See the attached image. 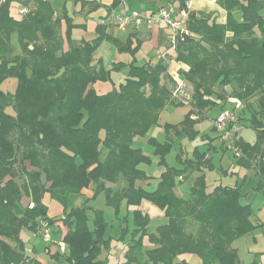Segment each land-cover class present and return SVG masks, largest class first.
I'll list each match as a JSON object with an SVG mask.
<instances>
[{"label":"trees","instance_id":"obj_1","mask_svg":"<svg viewBox=\"0 0 264 264\" xmlns=\"http://www.w3.org/2000/svg\"><path fill=\"white\" fill-rule=\"evenodd\" d=\"M12 1L0 2V81L17 79L14 93L0 91V264H42L25 252L20 230H34L37 218L46 219L53 230L56 219L47 216L44 194L62 200L64 192L89 185L95 194L103 192L116 211L123 200L137 206L143 198L165 210L167 222L150 235L153 246L143 250L148 216L134 208L136 227L125 244L124 260L117 264H187L189 253L201 264H233L237 250L231 243L263 225L251 204L243 201L246 194L238 184L208 188L204 177L211 158L205 151L195 150L192 156L180 151L173 165L164 157L172 135L196 132L194 125L204 109L223 106L231 96L242 101L240 123L249 121L256 131L253 145L235 135L241 152L235 155L237 162L259 155L264 170V0H216L226 12L224 22L211 12L188 9V0H178L179 8H187L185 27L197 38L169 43L175 59L189 67L180 73L192 86L191 108L179 124H165V142L150 139L158 163L165 164L151 189L144 185L152 176L141 168L149 157L132 140L157 125L164 108L182 104L173 96L175 80L165 61L113 62V68L128 65L127 76L119 90L97 92L93 84L110 77V68L98 54L102 40L131 51L137 45L131 48L112 37L108 24L98 23L90 39L71 37V27L84 24L68 14L66 0H59L60 6L57 0H17L28 9L20 19L10 14ZM74 1L85 15L100 5L97 0ZM118 3L113 0L99 18L107 17ZM12 33L17 34L20 54H13ZM9 104L14 114L5 113ZM183 180L191 193L187 199L175 192ZM23 196L30 202L21 207ZM62 220L68 248L64 255L54 253V264H104L97 254L107 242L102 214L90 221L83 208H75Z\"/></svg>","mask_w":264,"mask_h":264},{"label":"rangeland","instance_id":"obj_2","mask_svg":"<svg viewBox=\"0 0 264 264\" xmlns=\"http://www.w3.org/2000/svg\"><path fill=\"white\" fill-rule=\"evenodd\" d=\"M100 5L89 12V15H85L86 10L79 12L81 9L78 1L66 0V10L69 15L74 17V22L77 24L91 23L96 25L100 15L106 13V6L111 4L113 0H97ZM133 9H143L148 14L152 15V19L149 23H142L141 29L144 31L143 43H137L134 41L132 45L137 43V48L134 51L129 49H118L114 42L103 39L100 48L98 50L99 56H101L104 65L110 68V77L106 80L95 82V89L104 93L109 90H119L120 84L124 81L128 74V65H122L113 68V62L123 61L128 62L135 60L136 62L144 59V57H150L153 53V46L157 42L158 24L161 28H166L167 24L164 21H158L156 12L162 5H172L175 8L178 7L177 0H122L121 5L126 2ZM58 6L60 1L57 0ZM33 5V3H32ZM117 5V6H118ZM19 3L17 0H13L10 4V14L15 19H20L21 15L18 12ZM160 23H163L160 25ZM137 25V26H139ZM115 27V25H108ZM149 27V32L145 31ZM139 28V27H138ZM64 31V25H63ZM70 35L73 38H80L82 35L87 36V31L82 25H75L71 27ZM114 36L120 37L123 40L126 36L121 32H118L116 28L111 30ZM11 44L13 48V54H20L21 48L17 39V34H11ZM166 81V80H165ZM173 89V96L176 100L188 101L190 100L192 93V86L188 83L183 94L175 95ZM229 90V86H226ZM17 88V79L12 76H8L0 81V91L5 93H14ZM226 88V90H227ZM225 109L235 110L234 105L225 104ZM229 107V108H227ZM222 106L217 104L207 111V116L195 123L194 129L196 132L188 134L181 132L172 135L170 142L172 143L170 150L165 154V160L169 165H173L176 162V154L180 151L185 156H192L195 150L199 152L205 151L212 157L211 165L205 168V183L209 189L217 184H238L245 197L244 202H251L252 207L260 214L262 212L264 216V170L262 173L257 168H248L242 164H238L236 156L234 155L233 142L230 139L228 132H220L213 127V118L220 113ZM190 106L187 104L170 105L164 108L160 113V120L157 125L152 126L148 132L144 135H137L133 138L132 144L134 147L141 148L142 152L149 157V161L141 164V168L152 177L149 179V184L144 186L151 189L154 188L158 182V177L162 170L165 168V164H159V155L154 152V145L150 141L151 138H155L159 142H165V124L177 125L179 124L188 113ZM5 113L14 114V107L12 105H6L4 108ZM247 125V124H246ZM239 128L236 134L242 133L245 138L253 140L255 131L248 126L238 124ZM30 166L27 163V167ZM31 168V166H30ZM178 193L181 197L187 199L191 196L189 186L186 183L179 182L177 185ZM43 196L42 202L44 206H49V212L47 216L56 221H60L59 227L66 230V225L63 222V216L70 213L75 208H83L90 220H92L98 213H101L105 218L107 225L104 230V237L107 239L106 244H102L98 254V259L104 264H117L124 260V253L126 250V243L130 240L132 232L136 227L134 208L141 210L148 216V222L145 224V232L142 234L141 243L142 249L146 250L153 246L150 239V235L156 232L159 225L167 222L165 216V210L153 200L143 198L139 205L128 206L125 200L121 201L118 211L109 206L106 202V198L103 192L94 193V191L87 187L82 188L79 191L64 192L63 199H57L50 195ZM62 194V193H60ZM24 197V196H23ZM21 198L19 204L21 207L26 206V199ZM29 198V197H28ZM61 208L59 209V204ZM255 212V211H254ZM256 215V212H255ZM263 225H257L253 230L237 237L231 245L237 250V258L233 264H264V218L261 222ZM54 224L52 228L54 229ZM256 224V223H254ZM58 232H52V238H58ZM19 238L22 241L25 251L31 250L32 255L38 254L43 260H50L49 254L45 250L46 243L42 241L40 236L35 235L33 230L28 227H23L19 232ZM33 245L37 251H32ZM49 245V244H47ZM50 247L55 248L54 245ZM56 249V248H55ZM185 258L187 264H201L198 256L194 254H186Z\"/></svg>","mask_w":264,"mask_h":264},{"label":"crops","instance_id":"obj_3","mask_svg":"<svg viewBox=\"0 0 264 264\" xmlns=\"http://www.w3.org/2000/svg\"><path fill=\"white\" fill-rule=\"evenodd\" d=\"M121 1L122 0H119V3L118 4H120ZM126 3H127V1H126ZM186 3H189L188 9H191V10L196 11V12H198V11H203V12H206V13L211 12V13H213L216 16V20L218 22H224L225 21L226 12H225V10L223 8H221L216 3V0H188ZM109 5L110 4L105 5L106 6V12H107V7ZM162 6H164V5H162ZM175 9H176V17L177 18H180L181 17V10H182V8H179V2H178V7H176ZM81 15H83L84 17H86L87 15H89V13L86 14V16L84 15V13L81 14ZM97 24H98V22L96 23V25H94V23L92 25L91 23H87L86 22L84 24L83 28L85 27V29L87 31V36L86 35H82L81 37L86 38V39H90V38L94 37L96 35V33H95V27L97 26ZM161 24H163V23H160V25ZM140 27H141V25H139V26H137V25L136 26H128V27L121 28V27L115 25V27L107 26V31L109 32V34L112 37H115V38L121 40L122 42L127 43L126 44L127 46L130 44L131 45V48H133V47H135L137 45V43H140V42L143 43V40H144L143 36L145 34H143L144 31ZM113 28H116L118 32H121L123 35H125L126 36V39L123 40L120 37L114 36L113 33H111V30H113ZM148 30H150L149 27H147L145 31L149 32ZM170 33H171V30H170V28L168 26L166 28H164V27L161 28V26H159V24H158V29H157L158 39H157V42L155 43V45L153 46V53L151 54V56L150 57H144V59H141L138 62H136V57H135V60H131V61H134L137 64L149 63V64H152L153 65V64L157 63L161 59L164 60L165 63L167 64V71L172 76V78L175 80L176 86H177V81H181L183 83V91H182V93H180V94H183L185 92V89H186V86H187L188 82H186L181 77L180 70L187 71L189 67L184 62L175 59V55H176L175 54V48L172 47V46H170L169 41H168L169 36H170ZM134 41H136L137 43L134 44V45H132V43ZM66 46H67L66 43H64V45H63L64 49H66ZM128 62H130V61H128ZM128 62H126V63H128ZM93 88L95 89V83L93 84ZM226 91L228 93L231 92V87H229V90L227 88ZM183 95H186L185 97L188 98V95L187 94H183ZM230 98H231V96H227L226 102L223 104L221 110L223 108H226V107H224L225 104H231L233 106V102L230 100ZM180 101L182 102V104H187V105L190 106L189 100L188 101H186V100L184 101V99H183V101L182 100H180ZM190 108H191V106H190ZM227 108H229V107H227ZM210 109H208V108L204 109V111L200 115L201 117L197 120V122H199L201 119H203L205 116H207V111H209ZM240 110L242 111V108ZM191 118L197 119L198 117H197V115H192ZM214 118H213V120H214ZM213 120H212V123H213ZM242 125L248 126V127H251L252 128V126L249 124V121H243L242 122ZM237 137H238L239 140H242L243 142H246L248 144H252L253 145L256 142V131H255L253 140H250L248 138H245L242 135V133L237 134ZM207 156H209L212 159V157H211V155L209 153H207ZM236 160H237V158H236ZM261 160L262 159L260 158L259 155H257V156L256 155L255 156H246L245 162L244 163H239L238 162V164H242V165H244V166H246L248 168H251V167L257 168L258 171L260 173H262L263 171L260 169V166H259ZM27 168L28 169H31L30 166H28ZM181 183H186L188 185V183L186 182V180H183V182H181ZM88 187L91 188L92 186L89 185ZM175 192H176V194L178 196H181L178 193L177 186H175ZM46 195H49V194L48 193H45L44 196H46ZM23 198L26 199V204H28L30 202V199L28 197L24 196ZM60 201H62V200H60ZM247 202L251 204V202H249V201H247ZM46 208H47V211L49 212V206H47ZM60 208H61V206L59 204V209ZM252 209L256 212L257 218L260 221H262V219L264 218L262 212L259 214L253 207H252ZM263 212H264V209H263ZM59 224H61V222L60 221H56V223L54 224V229L52 230V232L53 231H56V232L59 233L58 234V238H55V239L62 238L64 236L65 232L67 231V228L65 230L64 228L59 227ZM10 243L12 245L15 244L13 242H10ZM45 250L49 254L50 260L45 261L38 254H33L32 255L31 250H29V251L27 250L25 252L27 254H30L31 257L36 258L37 260L41 261L42 264H54L55 263V258L53 257V255H54V253H56V249L49 246L47 249L45 248ZM32 251H37L34 245L32 247Z\"/></svg>","mask_w":264,"mask_h":264},{"label":"built area","instance_id":"obj_4","mask_svg":"<svg viewBox=\"0 0 264 264\" xmlns=\"http://www.w3.org/2000/svg\"><path fill=\"white\" fill-rule=\"evenodd\" d=\"M5 0H0L3 2ZM18 7V12L21 17L27 12V7L22 5L20 2ZM189 3H186L188 8ZM187 8L181 10V17H176V9L174 6H164L158 9L156 12V17L158 21L166 22L167 26L170 28L171 33L169 36V43L171 45H176L179 41H184L186 36H194L186 27H185V19L187 16ZM152 19V15L148 14L143 9H133L128 3L124 2L121 5L113 8L107 17L99 18V24H108V25H116L121 28L128 26H136L142 23H149ZM196 38V37H195ZM197 39V38H196ZM183 91V83L181 81H177V87L174 90V94L178 95ZM230 100L233 102L235 110H229L223 108L220 113L213 120V127L220 131L228 132L230 139L233 142L234 155L239 156L240 150L234 144V137L237 135L238 124L239 121V111L242 108V101L236 97H231ZM32 206V203L29 204ZM34 224V235L40 236L42 241L46 243L45 248L47 249L51 244L55 246L56 252L61 255L66 254L67 252V244L63 240V238L53 239L52 238V230L49 222L43 218L35 219ZM49 244V245H47ZM14 264V263H11Z\"/></svg>","mask_w":264,"mask_h":264}]
</instances>
